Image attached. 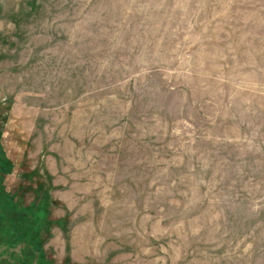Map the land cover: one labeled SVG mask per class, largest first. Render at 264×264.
<instances>
[{
	"label": "rangeland",
	"instance_id": "rangeland-1",
	"mask_svg": "<svg viewBox=\"0 0 264 264\" xmlns=\"http://www.w3.org/2000/svg\"><path fill=\"white\" fill-rule=\"evenodd\" d=\"M0 264H264V0H0Z\"/></svg>",
	"mask_w": 264,
	"mask_h": 264
}]
</instances>
